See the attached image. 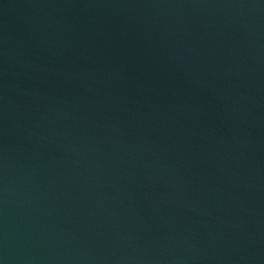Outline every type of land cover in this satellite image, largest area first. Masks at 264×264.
Masks as SVG:
<instances>
[{"label": "water", "instance_id": "water-1", "mask_svg": "<svg viewBox=\"0 0 264 264\" xmlns=\"http://www.w3.org/2000/svg\"><path fill=\"white\" fill-rule=\"evenodd\" d=\"M0 264H264V0H0Z\"/></svg>", "mask_w": 264, "mask_h": 264}]
</instances>
